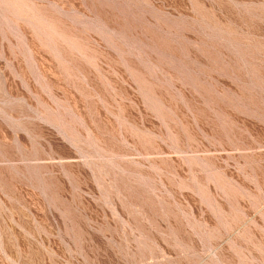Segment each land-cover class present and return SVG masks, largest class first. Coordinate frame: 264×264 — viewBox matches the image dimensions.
<instances>
[{"label":"rangeland","instance_id":"obj_1","mask_svg":"<svg viewBox=\"0 0 264 264\" xmlns=\"http://www.w3.org/2000/svg\"><path fill=\"white\" fill-rule=\"evenodd\" d=\"M0 264H264V0H0Z\"/></svg>","mask_w":264,"mask_h":264}]
</instances>
